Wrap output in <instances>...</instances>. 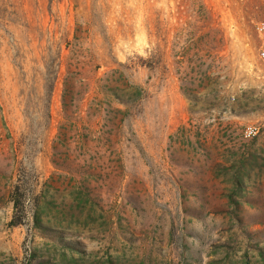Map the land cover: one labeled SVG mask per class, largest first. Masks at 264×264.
<instances>
[{"label": "rangeland", "instance_id": "1", "mask_svg": "<svg viewBox=\"0 0 264 264\" xmlns=\"http://www.w3.org/2000/svg\"><path fill=\"white\" fill-rule=\"evenodd\" d=\"M264 0H0V264H264Z\"/></svg>", "mask_w": 264, "mask_h": 264}, {"label": "built area", "instance_id": "2", "mask_svg": "<svg viewBox=\"0 0 264 264\" xmlns=\"http://www.w3.org/2000/svg\"><path fill=\"white\" fill-rule=\"evenodd\" d=\"M264 27H260V30H263ZM261 56L264 57V51L261 52ZM262 133H264V125H247L243 132H242V137L246 140H251L254 138L259 137Z\"/></svg>", "mask_w": 264, "mask_h": 264}]
</instances>
